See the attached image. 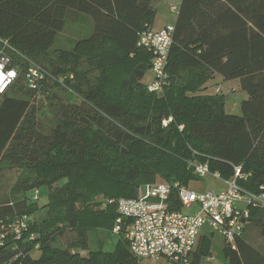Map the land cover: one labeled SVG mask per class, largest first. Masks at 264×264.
Here are the masks:
<instances>
[{
    "label": "trees",
    "instance_id": "trees-1",
    "mask_svg": "<svg viewBox=\"0 0 264 264\" xmlns=\"http://www.w3.org/2000/svg\"><path fill=\"white\" fill-rule=\"evenodd\" d=\"M76 18L92 21L90 35L70 51L55 49L67 21ZM154 19L153 0H0V39L24 57L39 55L29 59L50 73L40 90H31L26 62L11 54L22 71L0 101V164L7 162L21 174L10 201L0 204V264H139L125 226L112 252L92 250L88 231L113 236L119 215L111 200L137 198L141 185L160 179L187 187L200 179L190 166L194 162L208 164L226 180L234 166H241L248 175L241 186L264 192V0H182L162 93L150 92L144 82L153 55L139 45ZM51 51L64 65L91 57L103 86L44 64L40 58ZM126 57L135 58L134 67L112 97L109 72ZM192 72L197 78L179 99L178 82ZM215 74L238 80L247 94L240 116L226 112L221 93L200 94ZM52 87H72L76 98L62 106L56 128L44 134L35 102ZM41 188L48 191L43 206L40 195L34 199V190ZM170 207L183 209L176 192ZM42 208L53 214L38 225L32 216ZM250 213L247 225L264 240V209ZM23 217L29 226L18 237L9 227ZM58 241L64 247L53 246ZM236 245L234 250L225 243L227 264H264V246L244 234ZM205 253H210L206 239L192 264H200Z\"/></svg>",
    "mask_w": 264,
    "mask_h": 264
},
{
    "label": "built area",
    "instance_id": "built-area-1",
    "mask_svg": "<svg viewBox=\"0 0 264 264\" xmlns=\"http://www.w3.org/2000/svg\"><path fill=\"white\" fill-rule=\"evenodd\" d=\"M171 10L175 12L177 8L174 6ZM173 33L174 27L171 26L161 30L147 28L140 34L139 45L153 55L151 71L154 77L148 85L150 92L162 93L168 83L166 66ZM11 54L25 59L27 69L24 76L28 88L40 90L50 77L49 71L24 58L8 42L0 39V98L9 92L22 71ZM221 92L222 86L217 88V93ZM164 125H167V121ZM190 166L199 178L213 175L223 180L226 189L197 192L179 183H156L146 185L144 194L137 198L110 201L116 205L119 215L113 234L119 235L125 226L129 250L136 259H165L169 264H192L199 236L206 228L222 236L225 243L236 250L237 240L243 236L249 222L251 209H264V192H252L241 186L240 181L248 177L241 166H234V174L228 180L220 173H211L208 164L194 162ZM174 192L183 209H192L191 212L184 213L170 207ZM39 195L40 190L35 189L34 199H38ZM28 226L29 218L23 217L9 228L20 237Z\"/></svg>",
    "mask_w": 264,
    "mask_h": 264
},
{
    "label": "rangeland",
    "instance_id": "rangeland-1",
    "mask_svg": "<svg viewBox=\"0 0 264 264\" xmlns=\"http://www.w3.org/2000/svg\"><path fill=\"white\" fill-rule=\"evenodd\" d=\"M157 4L160 5V9L157 13L154 28L157 29L164 25H172L178 16V9L182 0H156ZM176 7L177 11H172V7ZM75 20H78L77 18ZM74 19H69L65 25L64 30L57 36L55 42V49H61L65 51H70L73 49L76 41L84 39L89 36L93 30L92 21L89 18H81L77 22ZM80 21V22H79ZM19 57V56H18ZM30 59H37L39 55H28ZM31 61L26 56L24 57ZM23 59V57H19ZM44 64L48 66H62L67 72H70V76H73L74 79L84 81H90L94 87H99L100 84L104 83L103 75L100 72L97 64L93 62L91 57H83L79 60H74L68 65H64L60 62L58 54L51 51L50 54L43 60L40 58ZM135 58L126 57L119 68L111 70L108 75V80H110V90L111 96L117 97L120 92V84L127 80L131 69L134 67ZM75 75V76H74ZM154 74L150 70L144 82L150 84L153 80ZM197 78V73H184L182 81L178 82V97L182 99L183 95L186 94V90L190 88L192 82ZM211 80L206 84L200 87V94L208 95H217V88L222 86L221 95L225 96V110L228 114L231 115H241V103L246 98L247 94L241 90L240 83L238 80L234 81H224L221 77L216 74L211 76ZM204 89V90H203ZM189 94V93H187ZM10 96H13V93H10ZM17 98L26 99L24 95L15 96ZM76 94L73 88L66 87H52L47 89L45 92H40L36 97L35 108L37 111L38 120L41 124V130L44 134H50L52 129H55L58 124V117L60 114V109L63 105H66L69 102L74 101ZM1 101V98H0ZM206 148L207 153L211 155V149L208 146L203 145ZM21 172L18 169L13 168L7 162L0 164V204L10 201V192L18 178L20 177ZM26 175V172H23L21 178ZM159 184L169 183L164 179H160ZM170 184V183H169ZM145 186L141 185L138 190V195H142L145 192ZM188 189L195 190L197 192L204 191H224L226 189V184L223 180H218L214 178L213 175H209L206 178H200L191 180L188 183ZM40 199L39 205L43 206L47 202L48 191L45 188L40 189ZM32 196V193H30ZM102 200L101 197L97 198V201ZM246 208V206H241ZM184 213H187L189 210L182 209ZM53 212H50L49 209H40L34 216L32 220L36 221L38 225L42 224L45 220L51 218ZM206 234V240L210 243V253L203 254L200 264H227L226 252L224 250L225 242L222 236L217 233L209 232L206 228L202 231ZM210 236V237H208ZM244 237L252 239L256 244L264 246V240L260 237L258 230L252 225H246ZM88 238L90 242V248L92 250H97L100 247H103L105 251L112 252L115 249L116 243L119 240V236L116 234L111 235V233L103 231L101 229H91L88 231ZM126 239V237H125ZM126 245L125 240H123ZM55 247H64L63 244L58 241L54 243ZM139 264H169L165 259L159 260H143Z\"/></svg>",
    "mask_w": 264,
    "mask_h": 264
},
{
    "label": "crops",
    "instance_id": "crops-1",
    "mask_svg": "<svg viewBox=\"0 0 264 264\" xmlns=\"http://www.w3.org/2000/svg\"><path fill=\"white\" fill-rule=\"evenodd\" d=\"M181 4V3H180ZM153 8H154V10H155V19H154V22H153V24H152V26H150V28H152V29H154V30H161V29H164V28H167V27H171V26H174L175 25V22L172 24V25H164V26H161V27H159V28H157V29H155L154 28V24H155V20H156V16H157V13H158V11H159V9H160V5L159 4H157V1L156 0H153ZM179 10V9H178ZM92 25H93V23H92ZM147 26H149V25H147ZM217 76H219V77H221L220 75H218V74H216V77ZM222 78V77H221ZM222 80H224L223 78H222ZM247 97V96H246ZM246 99V98H245ZM187 209V208H186ZM187 210H189L187 213H189V212H191V210L192 209H187ZM203 231V230H202ZM210 232V231H209ZM211 235H212V233H211ZM208 237H210V236H208ZM205 239H207L206 238V234H204L203 232H201V234H200V236H199V239H198V243H197V247H198V245H199V243L202 241V240H205ZM245 239L246 240H249V241H252V239H250V238H248V237H245ZM225 242V241H224ZM197 249V248H196Z\"/></svg>",
    "mask_w": 264,
    "mask_h": 264
}]
</instances>
